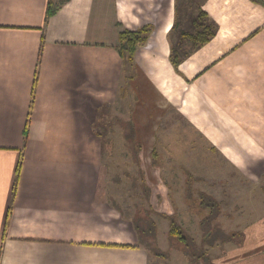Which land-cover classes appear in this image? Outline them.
Segmentation results:
<instances>
[{"label":"crops","instance_id":"obj_1","mask_svg":"<svg viewBox=\"0 0 264 264\" xmlns=\"http://www.w3.org/2000/svg\"><path fill=\"white\" fill-rule=\"evenodd\" d=\"M50 1L45 20L48 0H0V264H150L103 197L102 121L124 104L115 144L139 143L144 168L154 147L194 133L240 179L264 182V0H200L212 34L180 51L177 0ZM143 26L129 67L118 32ZM259 204L227 232L243 237L222 254L234 264H264Z\"/></svg>","mask_w":264,"mask_h":264},{"label":"rangeland","instance_id":"obj_2","mask_svg":"<svg viewBox=\"0 0 264 264\" xmlns=\"http://www.w3.org/2000/svg\"><path fill=\"white\" fill-rule=\"evenodd\" d=\"M199 2L177 0V23L171 35V45L177 51L192 46L193 39L190 36L208 26L197 9ZM115 110L124 112V104L118 103ZM117 112H107L101 127L105 140L103 197L116 203L126 217L151 218L157 225L160 222L154 234L141 235L139 240L149 252L150 264H234L237 256L222 255L226 246H231L230 243L226 245L215 239L209 246L202 242L205 234L199 222L207 210L199 208L198 192L210 193L220 202L218 216L209 227L206 226L210 229V236H219L221 232L227 236V232L239 230L246 220L256 217L252 211L264 202V182L255 185L240 179L215 152L207 151L208 148L194 133L182 135L186 146L170 149L172 146L166 145L164 150L160 145L154 147L155 153L146 161L148 165L144 168L145 162L141 159L143 147L139 143L128 146L115 144L116 140L120 143L123 141L121 131L128 133L125 120H114ZM126 148L128 153L131 150L132 157L130 154L125 156ZM173 155L178 160H174ZM167 156L170 159H166ZM143 169L150 175L145 176ZM161 214H171L182 225L187 235L194 240L196 253H203L201 258L193 259L190 251L168 236V222L162 220ZM147 225L143 224L145 228ZM241 239V234L232 236L233 241L241 242ZM157 253L164 256H156Z\"/></svg>","mask_w":264,"mask_h":264},{"label":"trees","instance_id":"obj_3","mask_svg":"<svg viewBox=\"0 0 264 264\" xmlns=\"http://www.w3.org/2000/svg\"><path fill=\"white\" fill-rule=\"evenodd\" d=\"M59 1H63V0H57ZM59 5L58 3L52 2L50 0H48L47 2V7H46V13H45V20L50 17L57 9H58ZM201 15V13H200ZM151 28L150 26H143L137 30H121L118 32V43L116 45L119 54L121 55V57L123 58V60L126 62V64L130 67L133 64V54L134 51L136 49V47L140 44H142L148 33L150 32ZM212 30L213 27H211V25H208L206 28L199 30L195 33V35L190 36L193 39V46L197 45V44H201L203 42H205L209 36L212 34ZM186 35V34H184ZM26 125H25V129H24V134L23 137H26ZM199 195V208L207 210V214L200 220L199 225L201 227V229L204 230V234L205 236H203V241L204 243L208 244L209 246H211L214 242L215 239H218L219 241L226 243L230 240H232V236L235 234H239V233H233L227 236H225V234L223 232H221V234H219V236H210L209 233V225L211 223V221L218 216L219 212H220V202L217 201L215 198H213L211 195L203 192V191H199L198 192ZM112 202V201H111ZM113 206L116 207V209L118 211H120V213L122 214L120 208L117 206L116 203L112 204ZM162 218L166 219L168 222V235L169 237L173 240H176L178 243L182 244L184 249L187 251H190V256L193 259H199L201 258V253L200 255L196 253L197 251V247L196 244L194 243V240L192 238H190L187 233L185 232L184 228L182 227L181 224H179L173 217L171 214H161ZM133 225L135 227V230L138 232L139 234V239L141 238V235H147L149 236L150 234H154V229H155V222L150 218H140V217H135V218H131ZM145 220V221H144ZM143 224H148L147 227L145 228L143 226ZM207 226V227H206ZM156 256H164L161 253H157L155 254Z\"/></svg>","mask_w":264,"mask_h":264}]
</instances>
